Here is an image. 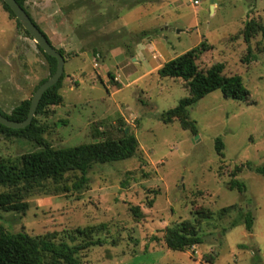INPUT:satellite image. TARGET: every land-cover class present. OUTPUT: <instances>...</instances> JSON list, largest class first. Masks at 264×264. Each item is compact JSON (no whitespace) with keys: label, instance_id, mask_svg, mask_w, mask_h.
Here are the masks:
<instances>
[{"label":"rangeland","instance_id":"1","mask_svg":"<svg viewBox=\"0 0 264 264\" xmlns=\"http://www.w3.org/2000/svg\"><path fill=\"white\" fill-rule=\"evenodd\" d=\"M51 43L64 50L60 104L35 116L55 147L135 133L131 158L95 163L89 183L61 182L20 191L25 212L0 209L7 231L32 235L106 223L104 245L81 252L82 264H264V0H23ZM257 25L244 39L247 22ZM205 42L197 63L225 64L249 90L245 100L220 89L190 108L198 132L162 113L189 94L181 78L160 77L167 60ZM251 51V52H249ZM49 63L0 0V109L10 113L32 98ZM222 137L223 154L216 151ZM35 141L0 133V158L37 150ZM250 165L251 167H249ZM243 181V193L229 187ZM12 190L0 186V192ZM14 191V190H12ZM138 205L143 216H134ZM233 206L226 211L222 208ZM254 218L248 230L244 218ZM194 222L203 242L185 251L167 247L166 228ZM116 240L113 244L111 241ZM217 253L214 262L204 255Z\"/></svg>","mask_w":264,"mask_h":264},{"label":"trees","instance_id":"2","mask_svg":"<svg viewBox=\"0 0 264 264\" xmlns=\"http://www.w3.org/2000/svg\"><path fill=\"white\" fill-rule=\"evenodd\" d=\"M17 1L35 22L23 0ZM2 5L8 11L9 16L16 19L18 26L23 28L4 0H2ZM36 25L39 27L37 23ZM256 26L253 20L246 23L244 39L247 42L251 40L257 29ZM258 27L264 36V25ZM23 30L26 35L32 37L27 30L24 28ZM44 34L49 39L45 32ZM37 46L49 63V76H51L56 70L57 59L44 52L38 44ZM207 49L208 45L201 42L184 53L167 60L157 70L160 77L183 79L189 90V94L182 97L176 106L162 113V120L165 123H171L177 119L182 128L189 129L193 133H197L198 128L196 120L190 118V108L208 93L220 89L226 97L240 100L249 97V90L244 85L242 77L239 74H226L224 63L215 62L207 69L200 68L197 59ZM58 50L64 55L63 49L59 48ZM48 77L41 79L36 89ZM63 79L64 73L56 84L44 92L36 114L43 113L50 105L62 102L63 96L60 89ZM30 106L31 98H25L10 113L1 109L0 112L10 119L22 121L27 118ZM0 133L8 138L22 137L33 140L41 146L37 150L23 153L16 158H0V186L14 190L0 192V209L12 211L25 212L28 208V203L24 201L23 193L20 191L21 188L30 190L42 187L47 181L58 183L64 180L67 173L78 171L80 175L72 182L71 188L80 190L89 183L88 173L95 163H108L131 158L136 155L139 149L135 133L127 129L123 130V135L119 138L107 137L103 140L55 147L45 138V128L38 122L36 116L33 117L30 124L23 128H11L0 123ZM215 147L217 153L223 154L222 137L216 138ZM254 170L264 176V164L254 167ZM229 187L241 193L246 189L244 182L235 177L231 178ZM230 207L233 206L224 207L222 211H226ZM130 211L134 216H143L138 205L130 206ZM244 222L247 229L252 230L254 218L251 210H247ZM107 228L106 223L79 226L58 237L56 232L38 235H32L23 230L10 232L0 225V264H82L81 252L83 250L108 242V239L101 235V232ZM164 240L171 250L185 251L187 248L202 243L203 237L199 234L194 222L183 220L166 228ZM115 241L114 239L111 242L114 244ZM204 257L207 262L212 263L216 259L217 253L205 254ZM257 261L259 259H256L254 264H260Z\"/></svg>","mask_w":264,"mask_h":264},{"label":"water","instance_id":"3","mask_svg":"<svg viewBox=\"0 0 264 264\" xmlns=\"http://www.w3.org/2000/svg\"><path fill=\"white\" fill-rule=\"evenodd\" d=\"M11 10L16 15V18L20 21L23 28L28 31V33L32 36L34 41L43 49L47 54L55 57L57 59V67L55 72L49 76L43 83L39 85V87L34 92L33 97L31 98V106L29 109V113L26 119L22 121H17L8 118L2 112H0V123L11 127V128H23L31 123L33 117L36 114L39 102L44 94V92L54 84H56L64 73L65 66V57L64 55L49 41L44 32L36 25V23L32 20L30 15L26 12V10L22 7L21 4L18 3L17 0H4Z\"/></svg>","mask_w":264,"mask_h":264}]
</instances>
